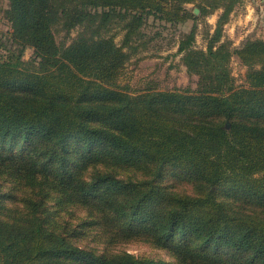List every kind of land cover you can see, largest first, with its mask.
Wrapping results in <instances>:
<instances>
[{"label":"trees","instance_id":"obj_1","mask_svg":"<svg viewBox=\"0 0 264 264\" xmlns=\"http://www.w3.org/2000/svg\"><path fill=\"white\" fill-rule=\"evenodd\" d=\"M225 1L196 15L195 0H7L0 180L14 189L0 186V264H171L109 250L131 242L174 264H264V41L214 50L239 2L228 0L207 51L193 47L197 21ZM151 18L193 22L178 54L200 89L119 84L125 49ZM114 26L121 46L105 35ZM71 209L86 218L74 225ZM86 226L104 249L80 245Z\"/></svg>","mask_w":264,"mask_h":264},{"label":"rangeland","instance_id":"obj_2","mask_svg":"<svg viewBox=\"0 0 264 264\" xmlns=\"http://www.w3.org/2000/svg\"><path fill=\"white\" fill-rule=\"evenodd\" d=\"M227 1L221 2V7L212 14L201 17L197 21L194 49L207 51L208 43L215 34L218 20L224 12L223 6ZM216 2L218 0H195V3L187 5V8L195 14V10L198 9L197 5L200 4L212 8L214 4H217ZM6 6L7 0H0V37L10 31L9 24L2 19V9L6 8ZM199 14L200 12L196 15ZM192 27V21H189L186 25L169 26L152 18L149 19L141 30V34L135 38L137 40L133 41V48L125 49L131 57L119 79V84L128 87L133 92L147 88H155L159 91H181L184 89L195 91L200 89V77L189 73L182 60V55L178 54V45L182 36L189 33ZM80 31V29L74 30L71 33V39L77 37ZM105 35L113 36L115 43L118 46L122 45L124 32L120 31L119 27L114 26ZM56 39L59 43L62 42L64 33L57 34ZM256 40L264 41V0H239L231 12L229 20L222 27L221 40L214 50L225 47L228 51L233 52L246 44V42ZM32 57L33 50L28 49L23 56V60L30 61ZM228 65L235 86H247L246 75L248 69L242 66L234 55L231 56ZM169 183L167 180L166 184L168 185ZM176 185L177 190H183L182 185L186 184ZM0 186L3 193H9L14 189L8 181L0 180ZM186 189L188 193L193 194L192 187L188 184ZM71 211L70 214L63 215V217L70 220L74 225L86 218V213L82 210L75 211L71 209ZM84 229L87 236L80 242V245L91 249H104L99 240H96V231H93L89 226ZM109 250L113 253L127 252L136 257L153 258L171 264L175 263L165 251L139 242L120 244Z\"/></svg>","mask_w":264,"mask_h":264},{"label":"water","instance_id":"obj_3","mask_svg":"<svg viewBox=\"0 0 264 264\" xmlns=\"http://www.w3.org/2000/svg\"><path fill=\"white\" fill-rule=\"evenodd\" d=\"M199 13V10L197 9V10H195V14H198Z\"/></svg>","mask_w":264,"mask_h":264}]
</instances>
